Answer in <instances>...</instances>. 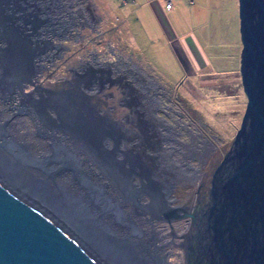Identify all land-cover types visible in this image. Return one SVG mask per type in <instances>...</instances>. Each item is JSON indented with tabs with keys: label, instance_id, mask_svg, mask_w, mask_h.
<instances>
[{
	"label": "rangeland",
	"instance_id": "rangeland-1",
	"mask_svg": "<svg viewBox=\"0 0 264 264\" xmlns=\"http://www.w3.org/2000/svg\"><path fill=\"white\" fill-rule=\"evenodd\" d=\"M122 1L82 0L93 17L107 16L104 19L107 25L103 26L105 36L96 39L99 50H103L106 40L110 41L121 56L129 55L130 67L140 71L136 73L118 70L113 74L114 85L111 90L115 96L104 101H117L118 107L105 103L98 106L120 132L130 134V153L137 154L135 150L145 145L142 141L146 142L144 136L151 133V130L154 133L153 123L160 125L158 119L154 118L158 105L153 99L156 98L153 92L147 94L144 88L149 85V88L152 87L157 92L155 95L160 96L163 105L160 108L162 111H157V115L164 118L162 125H167L166 129L160 125L164 133L161 136L163 135V139L167 135L171 137L167 142H162L157 133L152 134L155 139L151 142L153 149H159V153L164 150L170 154L171 157L167 156L165 162L169 164L172 159V163L186 169L187 173L185 176L180 174V179L171 184L169 189L170 200L172 199L170 207L177 216L160 222L157 226L166 241L169 263L181 264L184 254L187 263L188 250L179 245L183 240L180 233L187 228L189 236L194 235L192 216L196 215L199 206L207 202V189L212 173L222 154L230 148L241 125L247 103L240 79L242 43L238 0H196L195 3L194 0H182L181 3L175 0L180 11L167 12V23L163 24L165 29L155 19L147 0H136L137 3L129 0L125 4ZM162 2L164 1L160 0ZM192 2L194 4H190ZM59 4L60 0H46L45 7L55 5L56 8L48 14L41 12L47 15L42 24L47 26L50 23V34L53 33L54 25L63 23V16L56 14L58 9L63 8ZM50 15L53 17L50 18ZM31 25L34 27L31 22L25 24L29 32L33 30ZM40 31L31 33L35 42L42 44L41 50L32 59H42L33 64L31 69L35 71V78L32 79L33 83L23 86V93L31 95L38 84L53 89L68 78H71L70 81L80 79L79 85H82V80H85L84 72L91 68V62L80 60L84 66L79 69L76 60L92 51L93 44L79 45L63 57L55 59L53 63H42L43 60L54 57L53 52L46 53L54 50V43L46 46L47 40L56 37L41 35ZM187 42L193 53L189 51ZM93 69L98 73L99 69ZM77 72L80 73L79 76H76ZM67 82L63 85L66 90L69 86ZM100 88V82L94 83L93 91L105 94L106 90L101 88L99 91ZM139 104L143 106L141 115L147 117L145 127L143 125V129H140L141 133L138 129H133L135 119L138 124L141 118ZM127 116L130 124L126 120ZM135 135L138 138L133 143L131 138ZM130 161L133 160L130 158ZM193 173L194 176L188 177ZM163 179L168 180L165 177ZM172 225H176L181 232H171Z\"/></svg>",
	"mask_w": 264,
	"mask_h": 264
},
{
	"label": "bare ground",
	"instance_id": "bare-ground-1",
	"mask_svg": "<svg viewBox=\"0 0 264 264\" xmlns=\"http://www.w3.org/2000/svg\"><path fill=\"white\" fill-rule=\"evenodd\" d=\"M27 1L40 13L48 14L56 8L46 9V0ZM16 12L21 13L14 9ZM23 22L21 26L25 28L30 21ZM33 24L37 33L41 30V35H55L50 34V23ZM4 28L0 24L1 173L13 179L22 174L26 176L21 179L24 184L34 182L46 199L54 197L50 211L88 239L92 248L110 263L170 264L166 241L157 224L169 220L168 215L174 213L170 207V185L187 170L172 163V159L169 164L165 162L171 155L164 150L159 153V149H153L152 134L157 133L162 142L170 139V135L163 139L160 129V125L164 129L167 125L160 120V125L153 123L156 132L150 129L151 133L144 136L146 142L142 140L145 145L135 150L144 166L131 162L130 134L114 131L115 123L103 115L98 104L84 102L79 96L85 91L84 86L66 90L63 80L53 89L38 84L31 95L23 93V86L35 78V71L26 67L27 63L42 58L31 61L17 55L11 40L4 36ZM148 86L144 88L146 93L155 95L157 92ZM138 107L143 109L141 104ZM144 119L141 117L138 124L135 119L134 131L145 127ZM134 137L131 139L136 142L138 137ZM195 214L191 225L196 228L199 223L203 238L205 227L199 214ZM171 232L181 231L172 225ZM189 233L187 228L180 233L182 249L188 250L193 244L194 235L190 237ZM185 261L184 254L181 264Z\"/></svg>",
	"mask_w": 264,
	"mask_h": 264
},
{
	"label": "water",
	"instance_id": "water-1",
	"mask_svg": "<svg viewBox=\"0 0 264 264\" xmlns=\"http://www.w3.org/2000/svg\"><path fill=\"white\" fill-rule=\"evenodd\" d=\"M27 4V0H0V24L16 54L32 61L42 44L31 35L36 26L32 32L21 26L29 20ZM238 5L246 108L230 148L212 173L207 202L199 206L205 232L202 238L196 223L186 264H264V0H238ZM14 9L22 14H14ZM35 12L33 22L41 25L45 14ZM63 24L52 28L56 39L68 31ZM79 96L86 103L85 94ZM113 129L120 134L119 128ZM130 158L145 164L136 153ZM24 177L13 179L0 171V264H112L50 211L54 197L46 199L42 188L34 182L24 184ZM176 216L174 210L168 219Z\"/></svg>",
	"mask_w": 264,
	"mask_h": 264
},
{
	"label": "flooded vegetation",
	"instance_id": "flooded-vegetation-1",
	"mask_svg": "<svg viewBox=\"0 0 264 264\" xmlns=\"http://www.w3.org/2000/svg\"><path fill=\"white\" fill-rule=\"evenodd\" d=\"M31 4L32 3L28 2V4L24 5V7L28 15V17L27 16L26 17L29 18L30 22H33V20H35L34 17H35L36 12ZM59 6L63 8L58 9L56 14L60 13V16H63L62 17L63 18L62 20L64 23L63 25H66V24L68 25V28H67L68 31H66V34H64L60 39L57 38L53 40L51 39L47 40L48 44L46 47H48L49 45L52 46V44L54 43L55 48L54 50H49L46 53L53 52L54 57L52 59L47 58V60H43L42 63H45V62L53 63L55 59L59 57H63L64 54L68 53L69 51H71L72 49H74L75 47L79 45L81 46L83 44H93L92 46L94 48L92 51H88L86 56L76 60L77 66L79 67V69H81L84 66L80 60L86 59L87 61L91 62L89 66L91 68H89V70L86 69V71L84 72L85 80H82L83 82L81 83L82 84L81 86L85 87V91L83 92L85 94V101L87 104H90V105L91 104L93 105V103H96V104L105 103V105H113V106L118 107L117 101H111V103H108L109 101L108 102L104 101V100H109L110 98L113 99V97L115 96L111 90L112 86L114 85L113 84L114 80L112 79L113 74L117 73L118 70L119 71L121 70L122 72L125 70V71H129V72L131 71V72H136V73L137 72L139 73L140 71L133 70V68L130 67L131 60H130L129 55L121 56L117 52V49L115 48V46L110 41L106 40L105 43L103 44V50L101 51L99 50L100 46L96 45L97 44L96 39L97 38L102 39L101 37L105 36L106 31L103 30V26L104 24L107 25L106 20H104L107 18V16L106 18L102 16L93 17L91 14V11L87 7H85V4H83L82 0H60ZM46 7H50V6L46 5ZM54 7L56 6L54 5ZM99 42L100 41H98V43ZM68 59H70V57H68ZM93 68L99 69L97 71L99 74L95 73L93 70H96V69H93ZM79 74L80 73L77 72L76 76H79ZM124 75H128V74H124ZM69 79L71 78H68L67 80H65L66 82L68 81L67 82L69 85L68 89L72 86H78V87L80 86L79 85L81 82L80 79H75L74 81H70ZM98 82L101 83V88H104L106 90L105 94H102L101 92L94 93L93 91L94 83H98ZM101 88L99 89V91L101 90ZM91 91H92V94L90 95ZM154 98H156V100L153 99V101L156 102V104L158 105L154 113L155 114L154 118L156 120L158 119V121L160 120L164 122V120H162L164 118H160V116L158 117L157 115V111L158 112L162 111L160 110V108L162 107L163 102L161 101V98L159 95L158 96L154 95ZM98 102H102V103H98ZM120 105H122V103H120ZM124 112L125 111H123V113ZM141 112H143V109L140 110V114ZM122 114L120 115L122 116ZM125 115H127V113H125ZM141 117L142 119H144L145 115L142 114ZM144 120L145 121L143 122L145 123L147 121V117H145ZM133 143L131 144L134 145Z\"/></svg>",
	"mask_w": 264,
	"mask_h": 264
},
{
	"label": "crops",
	"instance_id": "crops-1",
	"mask_svg": "<svg viewBox=\"0 0 264 264\" xmlns=\"http://www.w3.org/2000/svg\"><path fill=\"white\" fill-rule=\"evenodd\" d=\"M129 0H126L125 2L122 1L123 4L127 3ZM132 1V3H137L136 0H130ZM164 2L160 3V0H147V2L149 3V7H151V10H152V13L153 15L155 16V19L157 20V22L164 28V25L165 23H167V17H166V14L168 11H173V10H176L177 12H179L180 10L177 8V3H181L182 0H173V7L171 9H166L165 7V2L166 0H163ZM194 3L196 2V0L193 1ZM190 3V4H194V3ZM237 3V2H236ZM110 11H112L110 9ZM107 12V11H106ZM165 29V28H164ZM188 44V49L191 53H193V51L191 50V46L189 45V43L187 42Z\"/></svg>",
	"mask_w": 264,
	"mask_h": 264
},
{
	"label": "built area",
	"instance_id": "built-area-1",
	"mask_svg": "<svg viewBox=\"0 0 264 264\" xmlns=\"http://www.w3.org/2000/svg\"><path fill=\"white\" fill-rule=\"evenodd\" d=\"M123 1H126V0H123ZM173 0H167L165 6L167 9H171L173 7Z\"/></svg>",
	"mask_w": 264,
	"mask_h": 264
}]
</instances>
